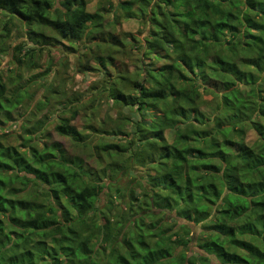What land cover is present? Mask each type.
<instances>
[{
	"label": "trees",
	"instance_id": "16d2710c",
	"mask_svg": "<svg viewBox=\"0 0 264 264\" xmlns=\"http://www.w3.org/2000/svg\"><path fill=\"white\" fill-rule=\"evenodd\" d=\"M88 2L0 0V52L15 18L32 43L13 46L15 63L33 68L35 53L63 47L77 73L101 74L98 94L132 112L118 111L116 127L97 133L120 139L92 147L96 161L116 155L107 180L104 165L91 170L59 141L39 145L43 120L18 145L0 135V264H264V0L108 2L112 23L135 20L141 37L106 31L105 12ZM2 78L0 115L8 120L28 91L15 78L8 89ZM81 106H70L54 130L82 149L91 133L72 123ZM132 165L145 171L144 183L130 182L140 192L128 189L115 221L100 216L99 198L111 188L119 194L118 171ZM178 220L186 235L194 225L204 238H177Z\"/></svg>",
	"mask_w": 264,
	"mask_h": 264
},
{
	"label": "rangeland",
	"instance_id": "374dc122",
	"mask_svg": "<svg viewBox=\"0 0 264 264\" xmlns=\"http://www.w3.org/2000/svg\"><path fill=\"white\" fill-rule=\"evenodd\" d=\"M88 1V9L90 11L99 9L105 12L107 23L104 28L106 31L112 29V31L117 30L119 33L132 32L136 36H142L144 26L135 20L127 19L122 20L120 24L112 23V14L110 13L111 6H108V2L115 4L117 0ZM0 17H2V15H0ZM5 18H8V16H5ZM13 21L15 26L12 28L11 36L5 44V51L0 52V75L3 77L2 81L9 87L8 89H11L15 85L11 83L13 78H15V83L18 85L27 84L28 94L24 98L22 104L12 110L10 119L3 120V115H0V135L4 137L7 144L18 145L22 140V136L25 135V129L35 125L37 121L43 120L44 123L41 128L34 134V138L39 145L53 140L59 141L70 154H83L84 164L91 170H98L104 165L106 167L105 179L107 180V177L116 174V155L110 158L100 153L98 154V161H96L92 147L100 141L117 143L120 139H118L116 135L111 134L97 138V133L101 131L100 129L111 131L112 128L116 127L118 123V111H125V113L129 115H131L132 112L128 111L126 108L122 110L116 106L115 103L108 100L106 91H101V93L98 94V89H94V86L98 84L99 80L101 81V74L99 72L77 73L75 66L76 62L73 55L71 53H66L67 51H65L63 47L52 48L50 50L44 49L40 53H35L38 62L37 66H33V68L26 69L20 64L15 63V58L13 56L15 51L13 50V46L17 43H21L22 46L27 49L32 43L26 40L25 27L17 22L15 18ZM78 48L79 53L84 51L83 44L79 43ZM136 52L137 51L134 50V53ZM47 66L49 67L48 73L43 76L38 75V73L44 71ZM113 68L116 70V67ZM131 69L132 67L130 70ZM33 75H37L34 77L36 79L30 81V76ZM217 89H220V86H218ZM97 95L100 96L97 98ZM93 96L96 97L97 100L91 104L92 102L88 101V99ZM204 98L210 100L213 96L204 95ZM38 101H44L45 103L43 108L39 110L35 108ZM80 105L82 106L79 107V112L72 120V123H75L82 132L91 133L87 147L82 149L80 146L73 144L70 139L54 130L55 124L59 122L61 117H70L72 115L71 107ZM94 105L95 108L92 109ZM134 115L136 116V114ZM171 133L172 132L169 130L165 131L168 141L171 140ZM254 139L255 133L248 130L244 140L250 143L254 141ZM118 160L122 163V158L118 157ZM118 172L119 174L115 187L117 186L120 188V193H114V189L111 188V195L109 197L101 195L97 202L99 210L102 212V214H98L100 216H108L111 218V221H115L116 219L113 214L121 208L125 209V204L129 202L130 191L128 189L132 188L135 193L139 191L140 188L138 187V183L135 185L130 183L133 181V178L136 177L141 183H144L143 175L145 171L141 166L132 165L128 167L126 172ZM100 221H102V219ZM181 221L182 220H178V224L175 222L176 225L174 226V229L177 231V238L178 236L189 238L190 234L193 236L198 235L200 239L204 238V229L194 225H191V233L186 235L183 229L179 228ZM92 244L100 245L97 241H94ZM179 249L182 250L185 248L179 247ZM195 249V244L190 243L186 248V253L192 256L194 255L192 251Z\"/></svg>",
	"mask_w": 264,
	"mask_h": 264
}]
</instances>
